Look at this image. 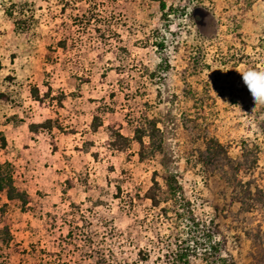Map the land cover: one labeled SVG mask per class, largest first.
Listing matches in <instances>:
<instances>
[{"label": "rangeland", "instance_id": "1", "mask_svg": "<svg viewBox=\"0 0 264 264\" xmlns=\"http://www.w3.org/2000/svg\"><path fill=\"white\" fill-rule=\"evenodd\" d=\"M220 238L264 264V0H0V264Z\"/></svg>", "mask_w": 264, "mask_h": 264}, {"label": "trees", "instance_id": "2", "mask_svg": "<svg viewBox=\"0 0 264 264\" xmlns=\"http://www.w3.org/2000/svg\"><path fill=\"white\" fill-rule=\"evenodd\" d=\"M195 18H196L198 23H202L204 21V19H205V13L204 12L203 13H197ZM218 145L221 147V145L219 143H218ZM217 156L218 155L214 152L212 154V160L214 158H216ZM213 162H215V159L213 160ZM161 190L162 189L160 188V186L156 182L155 183V188L148 192L147 196H148V198H150L152 200V203H153L154 207L159 206L160 203H161V200L159 198V193L161 192ZM169 191L171 192L172 197L176 194V188L173 187V185H171L169 187ZM210 250L213 251V253L216 254V255L217 254H222L223 252H225L227 254L224 257L220 256L218 258V263L219 264H234L233 263V256L231 255V253H228V251H226L227 250V240L225 238H220L218 241H215L214 244L210 247ZM179 255H180V257H179L180 258L179 259L180 262H183V260L185 258L184 256H186V258L188 256L186 254H180V253H179ZM185 260L186 261H184L185 263H183V264H188L189 263L188 259H185Z\"/></svg>", "mask_w": 264, "mask_h": 264}]
</instances>
